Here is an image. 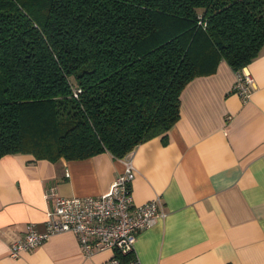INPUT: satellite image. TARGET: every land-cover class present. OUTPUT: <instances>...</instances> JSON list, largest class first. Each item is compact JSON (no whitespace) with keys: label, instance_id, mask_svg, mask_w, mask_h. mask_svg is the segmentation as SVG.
<instances>
[{"label":"trees","instance_id":"obj_1","mask_svg":"<svg viewBox=\"0 0 264 264\" xmlns=\"http://www.w3.org/2000/svg\"><path fill=\"white\" fill-rule=\"evenodd\" d=\"M262 47L264 0H0V158L166 144L185 86Z\"/></svg>","mask_w":264,"mask_h":264},{"label":"crops","instance_id":"obj_2","mask_svg":"<svg viewBox=\"0 0 264 264\" xmlns=\"http://www.w3.org/2000/svg\"><path fill=\"white\" fill-rule=\"evenodd\" d=\"M254 88L245 102L221 60L189 82L167 134L135 147L131 196L158 198L163 216L138 234L140 264H264V47L247 66ZM230 117V119H228ZM123 164L103 152L56 162L31 154L0 158V264H106L109 251L84 257L71 232L17 258L10 244L27 224L45 229L54 199L108 192Z\"/></svg>","mask_w":264,"mask_h":264},{"label":"built area","instance_id":"obj_3","mask_svg":"<svg viewBox=\"0 0 264 264\" xmlns=\"http://www.w3.org/2000/svg\"><path fill=\"white\" fill-rule=\"evenodd\" d=\"M234 72L231 91L245 102L254 88V80L246 66ZM117 160L124 169L114 178L107 193L86 197L57 196L46 214L45 229L39 231L34 224H27L22 238L10 244L9 256L17 258L55 234L71 232L84 257L109 251L112 255L106 264H140L134 252L138 234L151 227L163 212L158 198L140 205L133 203L131 184L135 168L131 153Z\"/></svg>","mask_w":264,"mask_h":264}]
</instances>
